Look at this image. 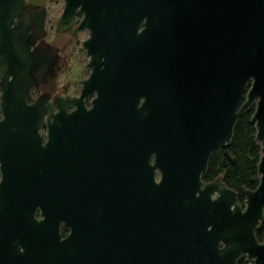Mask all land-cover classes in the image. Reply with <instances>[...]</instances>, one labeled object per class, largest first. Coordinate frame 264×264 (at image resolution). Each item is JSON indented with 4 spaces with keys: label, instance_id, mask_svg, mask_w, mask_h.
I'll list each match as a JSON object with an SVG mask.
<instances>
[{
    "label": "water",
    "instance_id": "1",
    "mask_svg": "<svg viewBox=\"0 0 264 264\" xmlns=\"http://www.w3.org/2000/svg\"><path fill=\"white\" fill-rule=\"evenodd\" d=\"M28 8L0 0V264H264V0H65L55 30L89 33L90 76L34 103L57 62ZM253 106L242 205L203 176Z\"/></svg>",
    "mask_w": 264,
    "mask_h": 264
},
{
    "label": "trees",
    "instance_id": "2",
    "mask_svg": "<svg viewBox=\"0 0 264 264\" xmlns=\"http://www.w3.org/2000/svg\"><path fill=\"white\" fill-rule=\"evenodd\" d=\"M256 107L245 109L240 116L234 133L233 142L219 147L212 155L208 172L203 176L206 183L222 177L225 185L239 193L240 204L244 205L245 191L256 190L260 185L259 164L262 146L257 141L256 124L252 122ZM257 237L264 240V221L257 231ZM238 264H250L246 258Z\"/></svg>",
    "mask_w": 264,
    "mask_h": 264
},
{
    "label": "flooded vegetation",
    "instance_id": "3",
    "mask_svg": "<svg viewBox=\"0 0 264 264\" xmlns=\"http://www.w3.org/2000/svg\"><path fill=\"white\" fill-rule=\"evenodd\" d=\"M28 3H29V8L27 9V12L30 15H35L37 21L40 19L43 12L46 14V26L43 31L37 25L31 28L32 41L36 42V44L32 47V50L39 53L43 59L49 60V62H54V61L57 62L54 67V70L47 75L46 81L42 83L38 89L31 92L29 97V102L34 103L41 96H49V102H54L55 98L59 96H79L82 88L78 94L72 95L67 93L66 90H64L62 86H60L59 83L60 76L68 68L69 64L67 58L63 55V50L60 47H57L56 45L48 41L49 38L48 20H49L50 12L48 6L46 5L45 0H28ZM64 10H65V5L62 7L60 19L64 13ZM21 22L22 20H19L17 24L19 25ZM18 25H13V28H16ZM82 33L86 34L85 38L83 39H81ZM59 34L66 35L72 40H78L80 38L81 39L80 44L78 47H76V49H74L73 46H70L68 48H73L74 51L76 52V55L79 58L84 57L88 61L86 52L80 53L84 41L87 40V38L89 37V33L87 31H82L75 37L71 36L70 33H59ZM87 66L88 64L85 66L86 69ZM43 71H44L43 69H40L39 72L36 74V76L37 77L41 76L43 74ZM2 75H3V69L0 70V82ZM83 81L84 80L79 81L81 86ZM0 97H1V89H0ZM88 106L89 107L91 106L90 101L88 102ZM1 117L2 114L0 115V118ZM1 181H2V174L0 169V182ZM36 217L39 220L41 219V210L37 211ZM70 233H71V228L63 224L61 226V234L63 236V239L67 238L70 235Z\"/></svg>",
    "mask_w": 264,
    "mask_h": 264
},
{
    "label": "rangeland",
    "instance_id": "4",
    "mask_svg": "<svg viewBox=\"0 0 264 264\" xmlns=\"http://www.w3.org/2000/svg\"><path fill=\"white\" fill-rule=\"evenodd\" d=\"M49 8L48 20V41L63 50V55L68 60V68L60 76V86L69 94H78L82 88L80 80H85L89 77L90 72L86 69L88 61L76 55L74 49L79 46L80 40L85 38L86 34H81V39L72 40L66 35L57 33L55 23L60 19L62 7L65 5V0H45ZM73 46V48H68ZM64 86V87H63Z\"/></svg>",
    "mask_w": 264,
    "mask_h": 264
}]
</instances>
